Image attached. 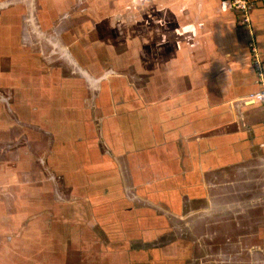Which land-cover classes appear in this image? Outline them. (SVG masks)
<instances>
[{"label": "crops", "instance_id": "1", "mask_svg": "<svg viewBox=\"0 0 264 264\" xmlns=\"http://www.w3.org/2000/svg\"><path fill=\"white\" fill-rule=\"evenodd\" d=\"M39 4L91 6L93 29L109 37L108 65L94 59L85 67L92 75L80 66L81 76L70 77L68 63L47 64L23 50L15 32L32 17L18 6ZM0 9L7 23L0 24V61L9 53L14 65L0 72V228L11 230L4 220L11 213L20 229L21 212L37 213L53 199L45 188L53 178L45 174L60 171L87 192L71 209L81 232L65 246L95 247L94 228L107 234L130 223L143 243L153 238L150 230L171 229L172 264H264V106L248 99L259 90L252 38L264 64V0L246 26L227 0H0ZM90 110L98 126L84 121ZM38 131L52 140L45 152L21 144ZM40 159L45 167L32 168ZM111 249L100 245L99 253L71 260L144 264ZM47 252H31L23 264L70 260L68 252Z\"/></svg>", "mask_w": 264, "mask_h": 264}, {"label": "rangeland", "instance_id": "2", "mask_svg": "<svg viewBox=\"0 0 264 264\" xmlns=\"http://www.w3.org/2000/svg\"><path fill=\"white\" fill-rule=\"evenodd\" d=\"M8 7L13 8L17 6ZM18 7H20L24 12L23 17H32V20L30 21H19L17 26L18 30H16L15 32L16 35L18 33L16 43H19L18 45L22 46L21 48L23 50L27 48L28 52H38L40 60L42 62L47 61V64L49 61L53 63H56L57 61L68 63V72L70 77L81 76L77 71L78 67L80 66L83 67V70L86 69L89 75H92V69H87L85 67L92 61H94V59H98V62L101 63L102 67L108 65L110 54L106 50L107 43H105V41L108 42L109 37L104 36V34L100 35V39L102 41H99L100 39L97 34L98 32L93 29L94 16L92 15V12L90 10L91 6L68 4L64 6L63 9L57 7L59 11L55 9V5L51 4L23 5ZM4 10L0 9V16H2V12ZM49 15H51L50 21L48 20ZM0 24L2 26L7 23L0 21ZM8 54L4 53V55L7 56L1 58L0 61V72L2 73V71H4L5 76L11 71L10 66H14L13 64H9L10 62H8ZM21 56L27 58V55L26 57L24 55ZM22 60L23 59H21V61ZM101 69L103 70V68ZM76 71L77 73H75ZM87 73L81 72V74L83 75H88ZM86 77L88 78V76ZM86 84L88 85L87 82ZM89 90L90 91L87 96L92 98L93 92L91 89ZM2 92L5 93L9 91L3 89ZM5 96H9V94H6ZM85 103L89 109H93L92 99L87 100ZM93 111L94 110H90L91 113ZM93 116L94 115L92 113L90 116L85 117L84 121L92 124L93 120L95 119L94 125H99L98 119L94 118ZM20 141L21 144H24L25 146L29 144H33L34 146L37 143L36 145L41 148V151H47L51 148L52 140L46 143V137L43 134H40V132L38 131L35 137L31 140L27 141L26 139H21ZM40 142L41 144L38 145V143ZM2 148L3 147H1V149ZM40 160H38L39 163L36 162V164L33 165L32 168H36V166L38 165L37 169H43L45 167V164L43 165V160ZM30 170L32 169L30 168ZM27 172H29V170ZM29 173L35 174L31 171ZM46 175L49 176L50 179L53 178V180L51 181V186L45 187L48 192H50V194L52 193L53 199L50 198L48 203L42 202V204H45V206H43L42 208H38L39 211L37 210V213H35L34 211H32L31 213L21 212V216L19 218L20 229L13 227V216L11 213L4 214V220L10 226L9 229H11L9 231H6L3 230V228H0V239H3V242L6 244L4 245V264H23V261L28 257L29 253H35V251H37L38 253H45L47 252V248L49 253L51 252V254H66L68 252L70 258L69 261H71L69 264H76L72 262L71 259L75 258L76 255L78 256L79 252L80 254H82L81 257L84 258L85 256H87V254H89V252L99 253L100 245H106V247H108L109 249L112 248L111 250L122 247V249H125L128 252L136 254L137 257L144 258V264H155V262H159V264L163 262H165L164 264H168L167 262H169L172 264V253L174 251V247L176 246H174L172 242L173 231L171 229L160 233L156 232V230H150V234H152L153 238H146V242L148 241V243H143L141 234L137 232L134 233L132 232V229H130V223H128L127 227L123 226V228L121 227L119 229H109L107 234L104 233L102 229L94 228L93 230H90H92L94 234L95 239L93 238V242L95 243V247L93 245L88 247L85 246L83 250H81V246L79 243L68 244L66 246L63 245L64 242H71V239L75 238L76 234L79 235V233L81 232L79 231V228H75V216L71 209L74 210L75 206L78 205V203L75 202L77 197L83 198V195L87 192H85L84 190L82 191V189L78 187L77 180L71 177V175L65 177L60 171H48L47 174H45V177ZM2 185L3 183L0 182V187ZM27 185V188L34 189V187H31L32 183H29ZM6 188V195L12 196L13 192L10 191V186ZM25 190L26 189L24 188L20 189L22 193ZM56 206L58 207L56 208ZM59 206H63L64 208V211L61 213ZM30 216L32 217V222L34 221L33 227H35L32 230H30L29 228V224L31 223ZM34 217L37 218L34 219ZM57 219H59L57 221L58 223L54 222ZM60 220L64 222L60 223ZM167 221L172 224V219ZM65 222H70L69 226H71L63 227L66 225ZM124 222L129 221L125 219ZM109 235L112 238L110 241L108 240ZM44 237H46L49 241L48 244L41 243V239H44ZM35 238L40 242L36 246ZM60 242L63 243L60 244ZM1 247L2 244L0 242V248ZM67 248L69 249L67 250ZM19 253L20 258L18 260H15ZM153 257L155 259H157L158 257H161L163 259L156 261L153 259ZM168 258H171V260H168ZM68 262L66 257L64 260V264H68ZM205 262L206 261H199L198 264H204ZM208 262H213V264H220V262L216 260ZM232 263L236 264V261L234 260L232 261Z\"/></svg>", "mask_w": 264, "mask_h": 264}, {"label": "built area", "instance_id": "3", "mask_svg": "<svg viewBox=\"0 0 264 264\" xmlns=\"http://www.w3.org/2000/svg\"><path fill=\"white\" fill-rule=\"evenodd\" d=\"M230 6L241 15L240 21L243 25H249V13L254 7L257 0H227ZM250 54L252 57V67L256 75V83L259 90L248 96L249 100L260 103L264 106V64L262 61L261 53L252 38L249 44Z\"/></svg>", "mask_w": 264, "mask_h": 264}]
</instances>
